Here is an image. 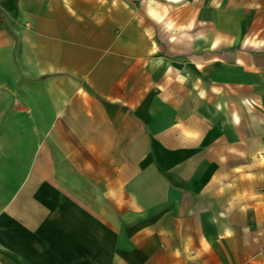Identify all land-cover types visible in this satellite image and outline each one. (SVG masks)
Masks as SVG:
<instances>
[{
    "label": "crops",
    "instance_id": "obj_1",
    "mask_svg": "<svg viewBox=\"0 0 264 264\" xmlns=\"http://www.w3.org/2000/svg\"><path fill=\"white\" fill-rule=\"evenodd\" d=\"M133 2L0 0V264H264V0Z\"/></svg>",
    "mask_w": 264,
    "mask_h": 264
},
{
    "label": "rangeland",
    "instance_id": "obj_2",
    "mask_svg": "<svg viewBox=\"0 0 264 264\" xmlns=\"http://www.w3.org/2000/svg\"><path fill=\"white\" fill-rule=\"evenodd\" d=\"M133 1L136 2V3H139V0H138V1L132 0V2H133ZM166 1H167V0H166ZM183 1H186V0H183ZM134 2H133V3H134ZM183 12H184V11H183ZM171 13H172V12H171Z\"/></svg>",
    "mask_w": 264,
    "mask_h": 264
}]
</instances>
